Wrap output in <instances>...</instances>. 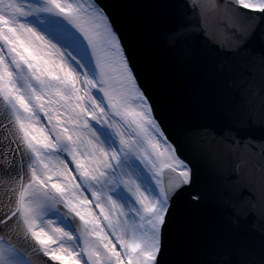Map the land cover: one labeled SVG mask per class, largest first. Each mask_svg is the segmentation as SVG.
I'll list each match as a JSON object with an SVG mask.
<instances>
[{
  "label": "snow or ice",
  "instance_id": "obj_1",
  "mask_svg": "<svg viewBox=\"0 0 264 264\" xmlns=\"http://www.w3.org/2000/svg\"><path fill=\"white\" fill-rule=\"evenodd\" d=\"M182 6L198 22L177 11L160 46L188 65L197 35L215 44L247 110L197 130L217 160L204 183L181 154L191 130L160 60L122 24L120 0H0V264H264L238 243L264 215V139L241 135L257 100L264 113V0ZM205 206L230 209L229 235L193 252L188 222Z\"/></svg>",
  "mask_w": 264,
  "mask_h": 264
},
{
  "label": "water",
  "instance_id": "obj_2",
  "mask_svg": "<svg viewBox=\"0 0 264 264\" xmlns=\"http://www.w3.org/2000/svg\"><path fill=\"white\" fill-rule=\"evenodd\" d=\"M102 2L111 6L114 0ZM210 2L202 0L204 4ZM120 3L122 24L137 33L145 46L159 58L171 91L175 114L183 127L191 130L190 143L182 147L181 154L195 159L200 181L207 182L214 175L217 160L200 152V146L210 143V140L201 137L197 130H219L233 122L236 113L247 119L243 94L228 79L233 58L220 52L215 44L200 35L194 41L198 56L188 65L178 62L160 46L158 38L173 25L177 11L188 16L193 24L198 22L197 16L194 13L189 15L182 6L183 0H120ZM212 33H215L217 41L227 39L214 24L209 25V34ZM262 117L261 102L257 100L252 114L254 122L243 129L241 135L264 139V127L260 126ZM230 223L229 208L202 207L189 219L188 247L196 252L222 242L229 235ZM238 243L254 252L257 259L264 254V215H261L259 206L242 225Z\"/></svg>",
  "mask_w": 264,
  "mask_h": 264
}]
</instances>
